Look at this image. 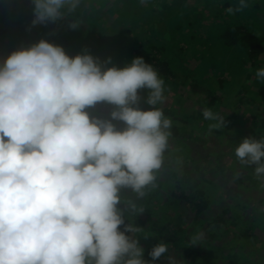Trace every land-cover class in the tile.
Returning <instances> with one entry per match:
<instances>
[{
  "label": "clouds",
  "instance_id": "1",
  "mask_svg": "<svg viewBox=\"0 0 264 264\" xmlns=\"http://www.w3.org/2000/svg\"><path fill=\"white\" fill-rule=\"evenodd\" d=\"M32 3L36 25L64 19L81 0ZM250 6L251 0H237L226 12ZM79 24L74 19L69 27ZM255 78L264 84V66ZM165 91L159 70L142 56L117 66L111 57L101 61L86 49L70 56L63 46L40 39L4 58L0 264H155L168 253L161 241L149 251L150 260L143 258L137 234H149L128 213L144 209L123 195L144 197L164 162L174 123L162 107ZM142 99L148 109L140 106ZM100 103L112 106L110 118L91 112ZM225 115L202 110L209 132L225 127ZM234 153L264 179V135L243 138ZM202 238L194 232L191 244Z\"/></svg>",
  "mask_w": 264,
  "mask_h": 264
},
{
  "label": "rangeland",
  "instance_id": "2",
  "mask_svg": "<svg viewBox=\"0 0 264 264\" xmlns=\"http://www.w3.org/2000/svg\"><path fill=\"white\" fill-rule=\"evenodd\" d=\"M226 1L81 0L76 11L64 19L32 25V0H0V63L12 51L46 39L63 46L70 56L86 49L101 61L111 57V63L117 66L137 56L150 63L149 57L157 56L166 68L175 71V78L165 81L162 105L179 131L169 139L177 157L175 163L165 169L161 166L155 173L154 186L145 190L144 197L136 199L130 191L123 193L142 208L145 198L152 197L150 215L140 212L131 214L130 219L149 234L147 238L143 233L137 234L145 249V260L151 259L146 255L154 245L161 241L168 243V253L155 264H169L168 257L175 264H230V260L237 264H264V179L256 177L254 165L241 164L234 153L243 138L258 139L264 135V84L255 78V70L264 66V51L251 54L249 42L256 43L264 36V0H251L248 9L235 14H228L226 8L234 6L237 0H228L229 4ZM120 11L125 13L123 23L117 18ZM74 19L80 23L77 29L69 27ZM230 21L245 29L239 42L226 46L219 24L223 26ZM141 96L146 98L147 89L141 90ZM140 106L150 107L143 99ZM111 107L100 103L91 112L110 118ZM204 107L226 114L223 129L208 131L211 122L202 116ZM114 123L122 126V122ZM208 154L212 168L203 161ZM194 158L198 163H190ZM220 160L221 163L217 162ZM185 161L194 179L189 184L180 180L178 171L180 162ZM222 162L226 165L225 172L214 171L213 166ZM172 170H177L175 177ZM211 170L213 173H209ZM208 173L216 184L207 182ZM203 182L212 197L205 212L195 216L184 199L166 207L171 192L187 193L190 185L196 190ZM194 183L197 184L193 186ZM225 208H229L225 218H231L237 225L228 219L230 226L225 227L228 232L210 235L213 233L209 232L210 223ZM180 213L187 219V225L177 239L167 242L153 223L158 217L166 220ZM246 228L249 237L242 236ZM194 232L202 233L203 238L195 245L196 252L189 254Z\"/></svg>",
  "mask_w": 264,
  "mask_h": 264
},
{
  "label": "trees",
  "instance_id": "3",
  "mask_svg": "<svg viewBox=\"0 0 264 264\" xmlns=\"http://www.w3.org/2000/svg\"><path fill=\"white\" fill-rule=\"evenodd\" d=\"M233 2H235L234 0H231ZM227 4L228 3V0L226 1ZM121 13H119V16L117 17L121 23H123L126 18H125V13L123 11H120ZM136 13V11L132 12V16H134ZM136 25V24H134ZM220 27L223 28L222 30V35L225 37L226 41L224 42V44L226 46H230V45H233V43H237L239 42V39L242 37V34H243V30L245 29L244 26L242 25H239L237 23H233V22H229L227 23L226 25H223L222 24H219ZM249 42L251 43V54L254 55L255 54H260V53H263L264 51V36L259 40L257 41L256 43L255 42H252V40ZM161 50H162V47L160 46ZM159 49V48H158ZM257 52V53H256ZM149 61L151 64H153L160 72V74L162 75L163 79L165 81H169V77L171 78H175L176 76V73L173 69H170V68H166V64L165 62L162 60V58H159V57H149ZM262 122L264 123V118L262 120ZM178 128L176 126H173L172 127V134H178ZM166 154H172V156H170V158H165L164 157V162L162 164V168L165 169L167 168V166L169 164H174V160H176V154L174 152V150L171 148V146L169 145V148L167 149V151L165 152L164 155ZM210 154L207 155V157L205 156V158L203 159V161H206L208 164L212 162V160L209 158ZM223 155H219L217 156L218 158H222ZM211 157V156H210ZM191 159V158H190ZM199 160H196L195 158L192 159L190 161V163H194V162H197L198 163ZM222 160L220 161H217V162H220L221 163ZM182 165L179 166V172L181 174V181L185 182V184H189V182L191 180H193L194 182V179L192 178L191 176V173H192V169L187 166L189 165V163L187 161L185 162H180ZM196 164V163H194ZM212 165L211 164V168H212ZM171 167V166H170ZM175 167V166H173ZM213 170L214 171H220V172H225L226 170V165H223V162L222 164H218L216 163V166H213ZM213 170L209 171V173H213ZM176 173H177V170H172V175L175 177L176 176ZM208 173V177H207V182H213V179L211 178V176L209 175ZM185 180V181H184ZM198 183V182H197ZM197 183H194L193 186H195V184ZM214 184H216L215 182H213ZM208 185V184H207ZM208 188V187H207ZM207 188L206 186H204V182L203 184H198V188L195 190V189H192L191 185H190V190L189 192L187 193H182L180 195H178L176 192H171V197L169 199V204L166 206V207H171L173 202L176 201V200H181V199H184V201L187 203L188 205V209L189 211L192 213H194L195 216H198L199 213L201 212H205L209 207L210 205L212 204V197L211 195V191L209 190V192L207 191ZM152 197H149L147 196L143 202V213L146 214V216L150 215V211L148 210V208H151L150 205H152ZM139 206V205H138ZM229 212V208H225L221 214H218V218H214V222L212 221L210 223L211 225V230L209 232H213V233H210V235L212 236H215L216 235V232H221L223 230H225L226 232L227 231V228H225L227 226V221H229L228 219H230V222L232 225H237L235 222H232L231 218H228L226 219L225 218V215L227 216V213ZM197 214V215H196ZM130 216L132 217L131 213H128V219H130ZM174 216V215H173ZM170 217V218H164L166 220H162L161 218L158 217V219H155L154 223H153V226H157L158 228H160V231L159 232H162L161 234L164 233V238L167 242H172L173 240L177 239V237L179 236V234L181 233V231H183V229L185 228V226L187 225V219L185 218V216H183L181 213L178 214L176 217L173 218ZM169 217V216H168ZM125 222H129L126 218ZM230 226V225H229ZM227 226V227H229ZM123 227V226H121ZM213 230V231H212ZM243 237H249L250 234L248 233L249 232V228H246L244 231H243ZM191 248V249H190ZM189 254H193L194 252H196V248H195V245H192L190 244L189 245ZM231 256V255H230ZM147 258H151L149 256V251H147V255H146ZM230 264H237L236 261L234 260H230Z\"/></svg>",
  "mask_w": 264,
  "mask_h": 264
}]
</instances>
